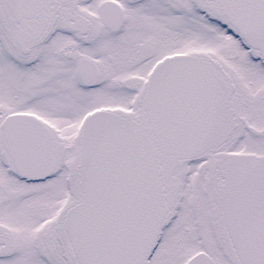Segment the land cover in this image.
Listing matches in <instances>:
<instances>
[{"label": "snow or ice", "instance_id": "obj_1", "mask_svg": "<svg viewBox=\"0 0 264 264\" xmlns=\"http://www.w3.org/2000/svg\"><path fill=\"white\" fill-rule=\"evenodd\" d=\"M0 264H264V0H0Z\"/></svg>", "mask_w": 264, "mask_h": 264}]
</instances>
